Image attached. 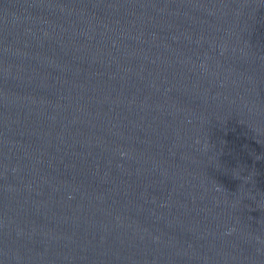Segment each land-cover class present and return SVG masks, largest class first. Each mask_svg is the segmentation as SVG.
Here are the masks:
<instances>
[{
	"label": "water",
	"instance_id": "1",
	"mask_svg": "<svg viewBox=\"0 0 264 264\" xmlns=\"http://www.w3.org/2000/svg\"><path fill=\"white\" fill-rule=\"evenodd\" d=\"M0 264H264V0H0Z\"/></svg>",
	"mask_w": 264,
	"mask_h": 264
}]
</instances>
